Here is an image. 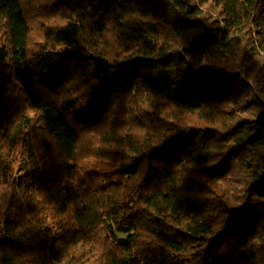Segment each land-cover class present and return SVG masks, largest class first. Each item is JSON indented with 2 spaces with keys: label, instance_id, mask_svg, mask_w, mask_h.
<instances>
[{
  "label": "trees",
  "instance_id": "trees-1",
  "mask_svg": "<svg viewBox=\"0 0 264 264\" xmlns=\"http://www.w3.org/2000/svg\"><path fill=\"white\" fill-rule=\"evenodd\" d=\"M0 264H264V0H0Z\"/></svg>",
  "mask_w": 264,
  "mask_h": 264
},
{
  "label": "rangeland",
  "instance_id": "rangeland-1",
  "mask_svg": "<svg viewBox=\"0 0 264 264\" xmlns=\"http://www.w3.org/2000/svg\"><path fill=\"white\" fill-rule=\"evenodd\" d=\"M45 4V3H44ZM76 4V3H75Z\"/></svg>",
  "mask_w": 264,
  "mask_h": 264
}]
</instances>
